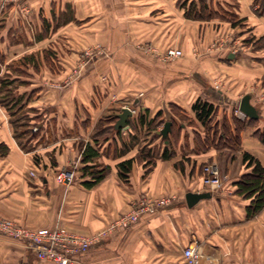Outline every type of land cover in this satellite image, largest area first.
Masks as SVG:
<instances>
[{
	"label": "crops",
	"instance_id": "1",
	"mask_svg": "<svg viewBox=\"0 0 264 264\" xmlns=\"http://www.w3.org/2000/svg\"><path fill=\"white\" fill-rule=\"evenodd\" d=\"M201 1L236 19H187L184 2L200 8V0H0L1 217L30 230L64 227L87 237L106 231L74 264H187L183 251L191 244L198 245L200 264H264V207L249 216L251 199L237 184L252 170L243 153L264 169V143L256 134L264 133V16L255 0ZM220 36L226 48L207 49ZM144 43L184 56L165 66L139 48ZM89 50L99 52L90 58ZM80 56L87 64L71 78ZM25 57L33 63H19ZM10 89L16 114L2 98ZM246 94L256 120L239 111ZM198 99L215 106L209 125L192 109ZM124 107L135 112L127 128L116 129ZM233 117L248 122L238 132L240 148L207 145L208 136L221 139L224 120L225 136L236 135ZM17 120L27 123L24 138H16ZM87 144L98 154L84 164ZM225 150L232 155L219 157L228 176L224 187L189 207L188 193L208 192L203 166ZM128 160L124 173L120 165ZM85 165L104 171L89 188ZM72 167L74 180L58 183L57 173ZM142 197L169 203L112 227ZM0 264L52 263L0 233Z\"/></svg>",
	"mask_w": 264,
	"mask_h": 264
},
{
	"label": "built area",
	"instance_id": "2",
	"mask_svg": "<svg viewBox=\"0 0 264 264\" xmlns=\"http://www.w3.org/2000/svg\"><path fill=\"white\" fill-rule=\"evenodd\" d=\"M98 52L90 51V58ZM182 55L180 49L172 48L166 51L165 59L173 61L179 59ZM133 112L135 111L132 110ZM31 175L33 174L31 173ZM74 175V167L62 169L57 173L56 180L60 184L68 185L74 180ZM227 180L228 176L220 171L218 163H207L204 166L202 182L204 189L208 192H218L224 187ZM168 203L167 199L154 200L149 197H142L134 203L130 211L121 215L112 227L128 226L136 222L145 213H158ZM0 233L21 241L38 259L52 264L76 263L77 258L86 253L94 241L106 236V231H101L93 237L82 236L70 232L64 227L30 230L1 216ZM197 251L198 245L195 244H191L184 249L183 256L187 264H200L196 259Z\"/></svg>",
	"mask_w": 264,
	"mask_h": 264
},
{
	"label": "trees",
	"instance_id": "3",
	"mask_svg": "<svg viewBox=\"0 0 264 264\" xmlns=\"http://www.w3.org/2000/svg\"><path fill=\"white\" fill-rule=\"evenodd\" d=\"M254 5L257 7V13L261 16H264V0H255ZM220 13H222L220 15ZM214 15L221 16V18L228 19L230 21H234L236 19L235 16L233 15H225L223 11H219V13H213V10L207 8V6L203 3V1L200 0V8L196 7V4L192 2L187 5L186 13L185 16L191 19H209L214 17ZM23 61L33 63V58L32 57H25L20 61L19 63H22ZM5 82L2 83V86L4 85ZM9 86L10 83H6ZM11 94V89L6 91L5 98L10 96ZM8 99V98H7ZM11 102V103H10ZM10 107L9 110L13 114L17 113V105L12 104V101H9ZM8 103V104H9ZM7 106V105H6ZM193 111L196 114V117L198 120L202 122L203 125L208 124L212 117L214 116L215 113V106L205 100L198 99L196 103L192 107ZM16 112V113H15ZM162 112L157 113L156 118L160 117ZM17 121H14V125L17 128ZM233 122L235 125V130H236V135L235 136H227V132L229 131L228 123L226 120L223 121L222 123V128L224 129L223 134L221 133V139L230 140V138L233 137L235 143H236V148L239 146L240 138L238 136V132L245 127L248 122H245L241 119H238L237 117H233ZM209 125V124H208ZM16 138L19 137L20 134L17 132ZM260 137V140L264 143V133H256ZM226 135V136H225ZM235 148V149H236ZM234 149V148H233ZM97 151L94 150L92 146L87 144L85 148L83 149L82 152V161L84 164H87L92 161L94 157L97 156ZM171 155L168 153V151H165L163 154L164 158H169ZM243 162L246 164L247 168H252L251 172L248 174H245L241 177L239 180L238 184V191L240 194L244 195L246 198L251 199L250 205L247 208L248 215L252 216L258 213L262 208L264 207V169L260 165L259 161L255 159L252 155L249 153H243ZM132 166V160H128L123 162L120 165V168L123 170L124 173L128 172L130 167ZM84 175H90L92 181H85L84 186L86 187H92L96 182L100 181L103 178V172L104 171H96L92 170L91 166L85 165V167L82 170Z\"/></svg>",
	"mask_w": 264,
	"mask_h": 264
},
{
	"label": "rangeland",
	"instance_id": "4",
	"mask_svg": "<svg viewBox=\"0 0 264 264\" xmlns=\"http://www.w3.org/2000/svg\"><path fill=\"white\" fill-rule=\"evenodd\" d=\"M8 0H2V3H4V2H7ZM184 7H185V13H186V9H187V3L186 2H184ZM22 10L24 11V13L25 14H29V12H30V10L28 9V8H26V7H23L22 8ZM68 14H67V16L66 17H69L68 15L70 14L69 12H67ZM187 19H191V18H188V17H186ZM67 19V18H66ZM191 20H198V19H191ZM202 21H206V20H209L208 18L207 19H201ZM231 22H233V21H231ZM79 24V23H78ZM234 24H236V23H234ZM239 24V23H238ZM234 40H236L235 38H234ZM225 42H226V38L224 37V36H220L219 37V39H215V40H213L212 41V43L207 47V49H209L211 52H220V51H223L226 47H225ZM139 45V48H141L143 51H144V53L146 54V55H150V56H152V57H154L155 58V60L156 61H158L159 63H161V64H163V65H165V66H168V65H170V64H172V63H175V62H177V61H179L180 59H182L183 58V56H184V54L179 58V59H177V60H173V61H168V60H166L165 59V53H166V51L168 50V49H165V50H163V49H161L158 45H155V43H144V44H138ZM140 49V50H141ZM96 51V50H95ZM109 50H107L106 48H102V54H104V55H107V54H110V52H108ZM182 51V50H181ZM84 52V51H83ZM83 55H84V53H83ZM85 55L86 56H89L90 57V50L89 51H86L85 52ZM109 59V58H108ZM86 64H87V62H84V60H83V58H81V56L78 58V60H77V62L75 63V70H73V72H72V74L70 75V77L71 78H77V77H80L81 76V73H82V71H83V69H84V67L86 66ZM69 77V78H70ZM57 84H60L59 82H56V85ZM57 87H59L60 88V85H57ZM263 97H264V93H263V95H262ZM2 98H5V94H3V97ZM9 98L8 99H4V102L6 103V105H7V107H8V109H9V107L11 106L10 105V103H9ZM9 104H8V103ZM174 109V108H173ZM10 112V111H9ZM11 113V112H10ZM15 119H18V118H15ZM14 119V120H15ZM23 121V122H22ZM25 121L24 120H19V122H17V128L15 129V125H14V122L12 123L13 124V127H14V129H15V132H17L18 134H20L19 135V138H24V134H26V129H27V123H24ZM211 125V124H210ZM212 125H213V123H212ZM213 128L211 129V132L213 133ZM219 131L221 132V133H223L224 132V129L222 128V125L219 127ZM26 137V136H25ZM206 142V144L207 145H211V146H217V148H228V149H235L236 148V143H235V141H234V139H233V137L232 138H230V140H226V138L225 139H220V140H218V139H216V135H215V137L213 138V137H207V140L205 141ZM142 146H144V144L143 143H140V147H142ZM240 148V142H239V146H238V148H236V149H239ZM148 149V148H147ZM147 149L146 148H144V151H147ZM232 152L231 151H228V150H225L224 152H219L218 153V155H217V157H218V159L216 160V161H214V160H212V161H209L208 163H213V162H216V163H218V165H219V167H220V171L223 173V171H222V169H223V167H222V162L221 161H219V157H221V158H223L224 160H226V159H230V156L232 155L231 154ZM207 164V163H206ZM205 164V165H206ZM204 165V166H205ZM204 166H203V169H204ZM224 175H226L225 173H223ZM227 176V175H226ZM202 177H203V170H202ZM202 180H203V178H202Z\"/></svg>",
	"mask_w": 264,
	"mask_h": 264
},
{
	"label": "water",
	"instance_id": "5",
	"mask_svg": "<svg viewBox=\"0 0 264 264\" xmlns=\"http://www.w3.org/2000/svg\"><path fill=\"white\" fill-rule=\"evenodd\" d=\"M251 94H246L240 101L239 103V111L251 118V119H258L259 118V112L256 109L255 106H253L250 102L251 100ZM132 116V110L124 107L121 109V112L119 114L116 115L117 118V122L115 124V128L119 129V128H127V121L128 119ZM170 127H171V122H166L161 134L166 137L170 131ZM211 196V193L206 192V193H188L186 195V202L188 204L189 207L194 206L197 202H199L202 199H206L209 198Z\"/></svg>",
	"mask_w": 264,
	"mask_h": 264
}]
</instances>
